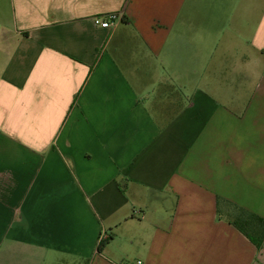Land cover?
Masks as SVG:
<instances>
[{
  "label": "crops",
  "instance_id": "1",
  "mask_svg": "<svg viewBox=\"0 0 264 264\" xmlns=\"http://www.w3.org/2000/svg\"><path fill=\"white\" fill-rule=\"evenodd\" d=\"M224 201L264 219V0H0V264H264Z\"/></svg>",
  "mask_w": 264,
  "mask_h": 264
},
{
  "label": "trees",
  "instance_id": "2",
  "mask_svg": "<svg viewBox=\"0 0 264 264\" xmlns=\"http://www.w3.org/2000/svg\"><path fill=\"white\" fill-rule=\"evenodd\" d=\"M230 211L228 219L232 224L243 232L258 249H261L264 243V219L240 206L224 201ZM99 246V251L105 247L109 240Z\"/></svg>",
  "mask_w": 264,
  "mask_h": 264
},
{
  "label": "built area",
  "instance_id": "3",
  "mask_svg": "<svg viewBox=\"0 0 264 264\" xmlns=\"http://www.w3.org/2000/svg\"><path fill=\"white\" fill-rule=\"evenodd\" d=\"M121 16L118 13H111L104 16L96 17L94 19L95 23L100 25L102 28L111 29L116 27L117 23L120 21ZM107 239L105 232L101 234L100 241ZM141 262H139L140 264Z\"/></svg>",
  "mask_w": 264,
  "mask_h": 264
}]
</instances>
